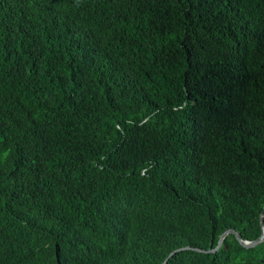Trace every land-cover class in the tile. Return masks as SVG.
<instances>
[{"label":"trees","instance_id":"1","mask_svg":"<svg viewBox=\"0 0 264 264\" xmlns=\"http://www.w3.org/2000/svg\"><path fill=\"white\" fill-rule=\"evenodd\" d=\"M82 1L0 0V264L256 239L264 0ZM263 256L229 235L167 264Z\"/></svg>","mask_w":264,"mask_h":264},{"label":"water","instance_id":"2","mask_svg":"<svg viewBox=\"0 0 264 264\" xmlns=\"http://www.w3.org/2000/svg\"><path fill=\"white\" fill-rule=\"evenodd\" d=\"M259 223H260L261 232H260V235L254 240H251V241L243 240L236 231L229 229L220 235L219 240L217 242V245L214 248H210V249H200V248H191V247L177 248V249L173 250L172 252H170L169 255L165 258V260L161 264H167L168 260L173 255H175L176 253L183 251V250L194 251V252L202 253V254L215 253L222 246L224 239L229 235L234 236V238L236 239V241L238 242V244L242 248H244V249L255 248L259 244L264 243V206H263L262 211H261L260 216H259ZM262 262H264V257L262 258Z\"/></svg>","mask_w":264,"mask_h":264},{"label":"bare ground","instance_id":"3","mask_svg":"<svg viewBox=\"0 0 264 264\" xmlns=\"http://www.w3.org/2000/svg\"><path fill=\"white\" fill-rule=\"evenodd\" d=\"M80 1H81V0H80ZM83 1H85V0H83ZM83 1H82V2H83ZM88 1H89V0H88ZM90 1H91V0H90ZM78 2H79V1H78ZM75 3H76V2H75ZM80 3H81V2H80ZM85 3H86V2H85ZM85 3H84V4H85ZM87 3H88V2H87ZM93 3H94V2H93ZM73 4H74V3H73ZM82 4H83V3H82ZM90 4H92V3H90ZM71 5H72V4H71ZM78 5H79V4H78ZM92 5H93V4H92ZM92 5H90V6H92ZM76 6H77V5H76ZM84 6H85V5H84ZM86 6H87V5H86ZM80 7H81V6H80ZM70 8H72V7L70 6ZM68 9H69V8H68ZM72 9H73V8H72ZM64 10H65V8H64ZM77 10H78V9L75 10V7H74V11H77ZM66 11H67V10H66ZM69 11H70V9H69L67 12L70 13ZM74 11H73V12H74ZM79 11H81V9H79ZM67 12H66V14H67ZM73 12H72V13H73ZM79 15H80V14H79ZM83 15H84V14L82 13V16H83Z\"/></svg>","mask_w":264,"mask_h":264},{"label":"clouds","instance_id":"4","mask_svg":"<svg viewBox=\"0 0 264 264\" xmlns=\"http://www.w3.org/2000/svg\"><path fill=\"white\" fill-rule=\"evenodd\" d=\"M169 255V254H168ZM174 256V255H173Z\"/></svg>","mask_w":264,"mask_h":264},{"label":"rangeland","instance_id":"5","mask_svg":"<svg viewBox=\"0 0 264 264\" xmlns=\"http://www.w3.org/2000/svg\"><path fill=\"white\" fill-rule=\"evenodd\" d=\"M264 257V256H263Z\"/></svg>","mask_w":264,"mask_h":264}]
</instances>
